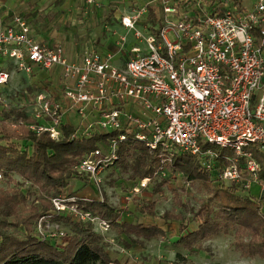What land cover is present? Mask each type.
<instances>
[{
    "label": "built area",
    "instance_id": "2783aa9c",
    "mask_svg": "<svg viewBox=\"0 0 264 264\" xmlns=\"http://www.w3.org/2000/svg\"><path fill=\"white\" fill-rule=\"evenodd\" d=\"M188 1L146 0L120 15V26L132 33L130 41L126 35L116 39V53L125 57L122 68L114 65L116 53L93 49L70 62L59 44L36 41L29 24L13 15L10 24L0 25V89L11 77L1 66L8 61L27 75L61 69V97L36 93L29 100L32 121L25 127L35 135L47 133L51 140L59 138L63 124L74 127L72 138L117 133L79 160V175L98 180L117 160L119 143L131 137L151 153L160 150L163 158L154 176L172 163L173 154L183 153L196 157L216 182H238L247 173L252 180L244 187L255 183L264 193L259 165L245 151L250 145L264 151V0H254L249 10L234 0H219L222 12L214 15L202 1ZM187 3L193 4L189 11ZM153 5L160 7V25L149 18ZM70 115L77 124L65 122ZM210 146L231 153L220 155ZM150 180L141 179L133 192L145 189ZM64 198L52 199L55 213L71 211L78 222L107 230L98 217L68 209Z\"/></svg>",
    "mask_w": 264,
    "mask_h": 264
},
{
    "label": "trees",
    "instance_id": "16d2710c",
    "mask_svg": "<svg viewBox=\"0 0 264 264\" xmlns=\"http://www.w3.org/2000/svg\"><path fill=\"white\" fill-rule=\"evenodd\" d=\"M218 1L211 0L213 4L209 5L208 14L222 12L217 7ZM234 4L239 7V0H234ZM181 5L184 6V2ZM151 10L152 7L149 8V18L154 19ZM155 20L153 25H160L159 16ZM31 121L21 109L4 108L0 111V174L7 182L12 181V175H16L29 183L30 188L44 191L51 198L64 195L70 180L79 175L75 167L81 158L97 148L101 149L108 139L117 136V133H111L72 138L74 127L63 124L59 138L51 140L47 133L35 135L27 129L25 124ZM15 141L29 144L30 151L20 150ZM211 148L217 149L220 155L231 153L227 149ZM245 151L259 165L257 176L264 181V151L258 145H250ZM116 153L118 161L137 154L135 161L143 171L141 179L152 178L163 158L160 150L151 153L145 145L131 137L119 143ZM171 164L173 172L181 174L189 184L198 182L209 189L210 183L215 181L212 175L201 169L194 156L175 153ZM251 180L250 175L242 173L237 185L210 189L209 199L194 213L197 228L184 236L182 233L186 228L179 214L164 213V220L179 222L180 236L174 246L189 251L202 241L231 232V246L241 257L264 259V212L254 196L248 192L245 195L241 193ZM25 201L24 193L19 191L11 190L0 195V264H124L123 258L117 259L107 253L103 237L88 222L72 221V234L64 237L60 244L34 233L26 222L14 223L10 218L17 216V208ZM79 208L105 221L120 234L135 233L145 239L163 238L165 235V231L154 225L119 221L117 211L103 200H80ZM48 210L47 204L44 211ZM151 210L152 205L142 209L143 214H151ZM43 215L39 213L37 217ZM21 225L23 230L19 229Z\"/></svg>",
    "mask_w": 264,
    "mask_h": 264
},
{
    "label": "rangeland",
    "instance_id": "374dc122",
    "mask_svg": "<svg viewBox=\"0 0 264 264\" xmlns=\"http://www.w3.org/2000/svg\"><path fill=\"white\" fill-rule=\"evenodd\" d=\"M94 1H97L99 5L92 8L91 13L88 11L86 14L84 11L89 9H86L87 7L85 8L82 2L78 4L76 8L79 12L74 13V11L69 14V19L66 18L67 24L70 25L71 21H75L77 25L84 28L91 26L90 28H96L99 33H102L103 24L118 19L123 10L127 12L133 3H138L136 0H110L108 6L105 7L101 5L102 0ZM138 1L144 3L146 0ZM200 1L205 5V9L213 4L211 0ZM253 5L254 0H239V8L242 10H249ZM191 9L192 5L187 3L185 10ZM151 11L154 17L151 20L160 16L161 10L158 5H153ZM55 18L57 19L58 15L51 17V19ZM89 19L91 22L93 21V25H89L91 23ZM54 26L58 28V24L55 23ZM112 26H119L120 34L126 35L127 41L132 40V33L124 30L118 21L112 22ZM16 83L17 87H15V83H12L3 93H0L1 106L9 110L21 109L26 115H30L32 105L29 100L34 98L37 88L28 85L25 78H21ZM15 145L20 150L27 149L30 151L31 149L29 144L21 141H15ZM136 155L133 153L121 161L116 160L112 166L105 168L97 175L98 180L87 175H75L70 180L64 195L60 196L65 197L64 200L68 209L77 208V211L80 212V200H103L117 211L119 221L156 225L165 231L163 238L145 239L135 233L120 234L110 226L107 230H101L97 225H92L93 230L103 237L105 250L110 256L117 259L123 258L124 264H264V259L241 257L234 251L231 246L233 239L231 232L202 241L197 247L189 251L178 248L174 246V242L180 236L179 222L166 221L162 218V215L168 212L179 214L186 228L185 232L182 233L184 236L197 228L194 213L202 203L209 199V190L217 186H222L221 188L235 186L237 182L226 180L217 183L213 181L210 183L209 189H206L204 185L198 182L187 183L181 174L173 172L172 164H166L161 174L152 176L145 189L139 193H134L133 189L138 187V182L141 180L140 175L143 172L141 166L135 161ZM11 190L24 193L26 198L25 203L17 208V216L10 218L11 221L14 223L26 222L34 233L46 238L56 234H62L67 238L72 234L71 222H78V219L71 214V211L61 214L55 213L52 205L53 198L46 192L30 188L29 183L24 182L16 175H12L10 182H7L1 175L0 195ZM246 190L241 193L245 195L248 192L254 196L259 202L261 211L264 212V193L261 192L259 186L250 183ZM47 204L49 210L44 211ZM150 204L152 205V213L143 214L142 209L147 205L151 206ZM34 213L36 214L33 215ZM39 213L44 215L38 218ZM23 225L25 226V223ZM23 225L19 229L23 230ZM61 242L62 240H57L58 244Z\"/></svg>",
    "mask_w": 264,
    "mask_h": 264
},
{
    "label": "crops",
    "instance_id": "0c3cea01",
    "mask_svg": "<svg viewBox=\"0 0 264 264\" xmlns=\"http://www.w3.org/2000/svg\"><path fill=\"white\" fill-rule=\"evenodd\" d=\"M81 2L85 8L87 7L86 9H89L84 11V14L88 13V11L91 13L93 11L92 8L99 5L97 1H95V5H91L87 4L85 0H0V25L10 24L13 15L21 16L31 27V34L36 41L50 45L59 44L63 49L64 57L70 62L80 61L84 52L89 49L102 53H116V39L121 34L119 26H112V22L118 21L119 23V20L115 19L111 20V23L103 24L102 33H99L96 28H90L91 26L84 28L81 25H77L75 21H71L70 25L67 24L66 18L69 19V14L74 11V13L79 12L76 7ZM109 3L110 1L108 0H102L101 5L107 7ZM122 12L125 13L124 10ZM56 15H58L57 19H51V17H56ZM55 23L58 24V28L54 26ZM68 25L69 27H67ZM124 63L125 57L123 53H116L114 65L117 68H122ZM1 66L11 73V77L8 84L0 89V93H3L12 83H15V87H17L16 82L21 78H25L28 85L37 88L35 93L44 91L56 99L61 97L63 87L60 78V68H55L51 71L35 70L31 75H27L18 71L15 74L14 67L9 61ZM68 119L71 124L75 125L78 123L77 118L74 116L66 117L65 122H68Z\"/></svg>",
    "mask_w": 264,
    "mask_h": 264
}]
</instances>
